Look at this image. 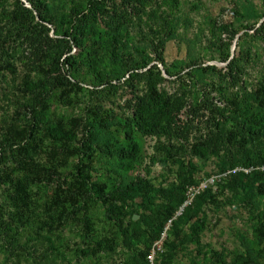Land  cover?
<instances>
[{
  "label": "rangeland",
  "instance_id": "rangeland-1",
  "mask_svg": "<svg viewBox=\"0 0 264 264\" xmlns=\"http://www.w3.org/2000/svg\"><path fill=\"white\" fill-rule=\"evenodd\" d=\"M29 1L0 0V264H145L169 219L153 264H264L243 174L264 163V0H111L80 46L63 34L87 0ZM152 91L168 116L145 131Z\"/></svg>",
  "mask_w": 264,
  "mask_h": 264
},
{
  "label": "trees",
  "instance_id": "trees-1",
  "mask_svg": "<svg viewBox=\"0 0 264 264\" xmlns=\"http://www.w3.org/2000/svg\"><path fill=\"white\" fill-rule=\"evenodd\" d=\"M109 1L111 0H87V4L83 10H80L77 7L70 9L72 24L69 27L68 32L65 31V33L63 34L67 37L65 40L66 43L70 41L74 46H80L81 38L89 19L106 10V3ZM125 1L128 2L129 0ZM29 2L30 10L38 12V15L41 17V15L43 14V12L41 13V11L44 8L45 0H30ZM69 48L70 47H68L67 50H69ZM152 68H156V66L153 65ZM253 96L257 106L264 110V77L260 80L258 87L254 90ZM165 104H167L166 101H163L156 92H150L147 98L140 100L136 105V109L134 111L136 125L140 129L145 131L161 127L168 116V107ZM239 115L244 120V125L242 127L244 134L248 136H257L258 134H260V131L257 128L260 123L259 115L247 113L246 111L240 112ZM85 147L88 152L93 151V147L89 145H85ZM96 148L98 151L109 155L119 153L124 156L134 155L137 150L136 145L134 143L131 144L129 149H117L110 145H98ZM263 164L264 163H262L261 165H259V167H256L255 169L251 168L247 173L241 172L243 174H249L250 177L251 175H253L254 179L256 180L255 191L259 196H264ZM232 173H235V171ZM19 186L20 188H22L21 185ZM172 221L173 220H171V222ZM160 231L161 229L156 233L153 240L158 237ZM147 250L148 248L142 253L143 259Z\"/></svg>",
  "mask_w": 264,
  "mask_h": 264
},
{
  "label": "built area",
  "instance_id": "built-area-1",
  "mask_svg": "<svg viewBox=\"0 0 264 264\" xmlns=\"http://www.w3.org/2000/svg\"><path fill=\"white\" fill-rule=\"evenodd\" d=\"M239 168H233L230 170V172H234L235 170H238ZM243 171H248L247 169H242ZM211 180H213V178L211 177ZM201 187V186H200ZM200 187H193V186H187L186 187V193H187V199L184 202V204L189 203L192 196L198 191V189ZM171 219L168 220V222L164 225L163 229L160 231L159 236L157 237L156 240H154L152 242V244L150 245L149 249L147 250V252L144 255V263L145 264H153V260H154V255L157 251H160L162 249V242L164 240L165 234H166V230L169 227Z\"/></svg>",
  "mask_w": 264,
  "mask_h": 264
}]
</instances>
